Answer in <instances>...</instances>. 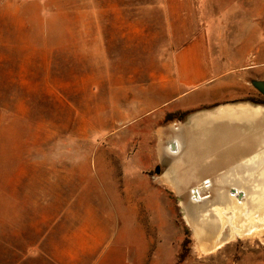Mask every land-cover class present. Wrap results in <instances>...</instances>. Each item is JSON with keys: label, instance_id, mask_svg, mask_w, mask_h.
Segmentation results:
<instances>
[{"label": "rangeland", "instance_id": "rangeland-1", "mask_svg": "<svg viewBox=\"0 0 264 264\" xmlns=\"http://www.w3.org/2000/svg\"><path fill=\"white\" fill-rule=\"evenodd\" d=\"M192 1L201 24H204V31L207 30L210 36L209 42L212 41L213 63L220 62L219 53L223 51V57L229 59V69L233 68L236 75L246 78L244 85L249 88V92L241 98L229 101L228 104L252 103L264 106V94L252 84L254 80L264 81V57H258L256 47L259 1ZM1 2L4 5L0 8V154H4V162L10 167H17L21 162L18 160V153H25L27 158L31 154L43 169L52 166L73 168L75 184L99 183L113 178L107 177V169H104L102 176L95 175L92 169H119L131 164L130 158H121L123 155L133 156V144L126 146L132 139L133 129L121 119L120 107L133 105V93L129 88L122 87H129L133 82L129 75L133 74L135 69L141 71L146 67H161L163 54L172 48L166 46L165 0H122L123 4H133L135 8L145 9L141 12L133 10V21L149 24L148 34H144L143 40H140L142 35H139L137 41L143 44L133 49L136 64L129 62V48L110 49L122 52L123 59H126V62L115 64L82 62L81 56L67 50L66 26L81 25V21H77L78 15H81L84 9L96 8L98 0ZM232 5L237 6V9L250 11L247 19L249 18L250 22V39L254 44L244 49V53L240 48L232 47L236 43L235 36L241 35L237 28L240 27L238 24L242 18L241 15H224L225 10ZM243 18L245 19V16ZM76 32L74 34H81ZM33 39L38 40L41 45L39 52L34 53V49L28 47ZM57 42L58 46L53 55L54 63L39 65L40 84L34 80V89L30 91L35 94L28 93L26 88L27 94L24 98L32 106L26 107V116L21 113L19 107H3L17 101L18 97L13 94L17 92L19 83L17 79L10 78L16 77V74L11 73L12 67L16 68L17 64H3L1 59L33 54L37 57L48 55L45 52L49 49H45L44 45ZM232 53L235 54L232 56ZM113 74L118 76L113 77ZM139 75V82L145 81L140 72ZM115 85L118 89L113 91L111 87ZM203 104L207 106L182 115L181 122L199 111L222 106L209 105L212 104L210 101ZM113 107L117 109L114 110ZM167 118L174 117L169 115ZM139 131L140 129H135L133 133ZM233 151L235 152L231 161L213 159L216 155L212 153L209 159L184 161V165L176 171V176L182 179L177 188L185 185L179 191L174 189L168 177L163 176L173 160L171 157L169 160L157 162L156 167L150 166L146 171L147 176L132 177L134 183L147 187L146 189L154 187L152 193H147V197L154 200L155 206L153 209H144L143 217L147 230L155 241L159 237L161 213L169 216L168 220H163L164 235L169 243L164 250H168L171 256L175 257L172 264H264L262 225L251 224L263 227L260 234L237 236L206 254L198 249L199 243L192 224L196 223L198 227L208 231H212L211 227L219 228L221 209L229 219L223 232L230 234V222L236 219V206L245 207L246 216H250L253 212L258 213L256 207L264 203L258 201L264 200V143L256 149H248V152L244 153L247 157L244 160L239 157L242 156L239 153L243 151L239 146ZM98 155H102L99 160L96 158ZM207 165L209 166L205 168ZM117 178L125 183V179L129 177ZM194 187L200 188L197 196L192 192ZM207 238L205 242L210 244L214 235L209 234Z\"/></svg>", "mask_w": 264, "mask_h": 264}, {"label": "crops", "instance_id": "crops-1", "mask_svg": "<svg viewBox=\"0 0 264 264\" xmlns=\"http://www.w3.org/2000/svg\"><path fill=\"white\" fill-rule=\"evenodd\" d=\"M1 1L0 8L4 5ZM258 1L256 47L258 57L262 55L263 59L264 0ZM84 10L77 18L81 25L72 24L65 28L67 50L81 56L82 62L115 64L126 62V59H123L122 52L110 49L129 48V62L136 64L133 49L143 44L137 41L139 35H142L140 40H143L144 34H148L149 24L133 21V10L141 12L145 9L123 4L122 0H98L96 8ZM224 15L242 16L238 24L240 27L237 28L241 35L235 36L236 43L232 47L240 48L244 53V49L254 44L249 34V9L241 10L232 5L225 10ZM204 28L192 0H165L166 46L172 48L163 54L161 67L155 69L151 66L141 71L135 69L129 75L133 82L129 87H122L129 88L133 93V105L120 107L121 119L129 124L133 132L140 129L137 133H131L132 139L126 144H133V156L121 157L125 160L130 158L131 164L119 169H92L97 176L104 175V169H107V177L113 178L99 183L75 184L73 168L52 166L43 169L31 154L27 158L25 153H18L21 162L17 167H10L4 162V154H0V264L173 263L175 257L164 250L169 243L164 235L163 220H168L169 216L161 213L159 237L155 241L143 217L144 209H153L155 206L154 200L147 197L154 187L146 189L134 183L132 177H145L150 166L156 167L157 162L169 160L170 156L161 158L160 150L174 136L173 124L177 122L173 121L181 122L180 115L203 109L207 106L203 103L209 101L212 103L209 105L227 107L233 105L228 104L229 101L249 92V88L244 85L246 78L236 75L233 68L229 69V59L223 57V51L219 53L220 62L213 63L212 41L209 42L210 36ZM78 31L81 34H74ZM57 46L58 42L44 45L45 49H49L45 52L49 56L37 57L33 54L1 59L3 64H17L16 68L12 67L11 73L16 74V77L10 78L17 79L19 83L17 92L13 94L18 97L17 101L3 107H19L26 116V107H32L24 98L26 88L28 93L35 94L30 91L34 89V80L40 84L39 65L54 63L53 55ZM28 47L33 48L34 53L41 49L36 39L30 41ZM139 72L145 81L139 82ZM111 88L116 91L118 86ZM216 109L218 107L202 110L188 118H201V113L211 114L208 112ZM169 115L174 118H167ZM214 139L201 141V146L197 141L187 140V151L191 150L188 159H209L215 153L213 159L233 160L235 143L232 140L239 138L221 133L216 136V142ZM212 142L219 152H215ZM100 156L96 158L99 160ZM120 176L129 178L122 183L117 178ZM183 186L178 189L182 190Z\"/></svg>", "mask_w": 264, "mask_h": 264}, {"label": "bare ground", "instance_id": "bare-ground-1", "mask_svg": "<svg viewBox=\"0 0 264 264\" xmlns=\"http://www.w3.org/2000/svg\"><path fill=\"white\" fill-rule=\"evenodd\" d=\"M208 113L211 114L206 115L210 116L201 113V118L192 116L188 118L189 120L187 119L186 123H175L173 126L175 131L174 136L171 141L160 150L161 158H164V156H170L173 159L163 176L170 179L172 185L175 187L174 189L177 191H179L177 185L182 181L180 177L176 176L177 168L184 165V161L190 157L191 153V150L187 151L188 146L185 145L187 140H191L192 142L197 141V144L201 146V141H209L210 139L212 141L215 138L214 142H216V136L221 133L233 137L236 136L239 139L232 140V143H235V148H238L239 146L243 150L239 153L242 155L239 156L241 157V160L247 158L244 153L248 152V149H256L257 146L264 143V106L236 103L227 107H218V109ZM252 141H254V143ZM212 146L214 147L215 152L220 151L219 148L216 149L213 142ZM228 147H230V145H228ZM235 148L233 147V150H235ZM230 150H232V148ZM234 152L235 151L232 153L234 154ZM227 160L231 161L232 159L228 158ZM199 191L200 188L198 187L192 188V192L196 196L199 194ZM258 201L264 202L263 199H258ZM244 209L245 207L236 206V219L235 221L230 222V234L227 233V231L223 232L229 219H227L221 209H219V224H221L219 228L216 229V227H211L212 231H208L206 228L198 227L196 223L192 224L199 243L198 249L206 254L215 248L217 249V247L223 245L229 241V239L237 236H253L255 234H260L263 231V227L251 226V224L253 223L252 225L264 226V203L256 207L258 213L253 212L250 216H246ZM250 226L251 228L248 229ZM209 234H213L214 239L210 244H207L205 241L208 240L207 237Z\"/></svg>", "mask_w": 264, "mask_h": 264}, {"label": "water", "instance_id": "water-1", "mask_svg": "<svg viewBox=\"0 0 264 264\" xmlns=\"http://www.w3.org/2000/svg\"><path fill=\"white\" fill-rule=\"evenodd\" d=\"M253 86L259 90L262 94H264V81L254 80L252 81Z\"/></svg>", "mask_w": 264, "mask_h": 264}, {"label": "trees", "instance_id": "trees-1", "mask_svg": "<svg viewBox=\"0 0 264 264\" xmlns=\"http://www.w3.org/2000/svg\"><path fill=\"white\" fill-rule=\"evenodd\" d=\"M181 119H183V116L181 115V117H180Z\"/></svg>", "mask_w": 264, "mask_h": 264}]
</instances>
